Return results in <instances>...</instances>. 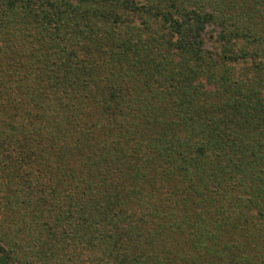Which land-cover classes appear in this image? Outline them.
Wrapping results in <instances>:
<instances>
[{
    "label": "trees",
    "instance_id": "16d2710c",
    "mask_svg": "<svg viewBox=\"0 0 264 264\" xmlns=\"http://www.w3.org/2000/svg\"><path fill=\"white\" fill-rule=\"evenodd\" d=\"M0 264H264V0H0Z\"/></svg>",
    "mask_w": 264,
    "mask_h": 264
}]
</instances>
